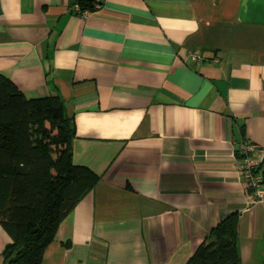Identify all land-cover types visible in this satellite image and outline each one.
<instances>
[{"label": "crops", "instance_id": "0c3cea01", "mask_svg": "<svg viewBox=\"0 0 264 264\" xmlns=\"http://www.w3.org/2000/svg\"><path fill=\"white\" fill-rule=\"evenodd\" d=\"M74 2L0 0V74L61 97L72 161L99 176L41 264H185L234 212L242 264H262L236 145L264 169V0H104L84 18ZM10 241L0 224V264Z\"/></svg>", "mask_w": 264, "mask_h": 264}, {"label": "trees", "instance_id": "16d2710c", "mask_svg": "<svg viewBox=\"0 0 264 264\" xmlns=\"http://www.w3.org/2000/svg\"><path fill=\"white\" fill-rule=\"evenodd\" d=\"M80 4L92 8L90 0ZM75 135L58 94L27 98L0 74V224L11 239L3 264H41L59 223L97 184L98 175L72 161ZM40 157L47 161L44 177ZM237 225V212L217 222L185 264H242Z\"/></svg>", "mask_w": 264, "mask_h": 264}, {"label": "built area", "instance_id": "2783aa9c", "mask_svg": "<svg viewBox=\"0 0 264 264\" xmlns=\"http://www.w3.org/2000/svg\"><path fill=\"white\" fill-rule=\"evenodd\" d=\"M81 0H75L73 11L81 18L89 15L92 11L100 9L104 0H90L92 8L81 10ZM196 57V56H194ZM239 151L244 153L246 157L239 159L238 171L242 176L243 185L252 189L250 194H247V199L250 203L260 202L264 205V178L262 170L258 165L256 158L252 157L255 150V144L250 142H240Z\"/></svg>", "mask_w": 264, "mask_h": 264}, {"label": "bare ground", "instance_id": "6f19581e", "mask_svg": "<svg viewBox=\"0 0 264 264\" xmlns=\"http://www.w3.org/2000/svg\"><path fill=\"white\" fill-rule=\"evenodd\" d=\"M40 158H44V157H40ZM40 158H39V159H40ZM39 159H38V161H39ZM43 177H44V176H43ZM94 187H95V186H94ZM2 264H3V263H2Z\"/></svg>", "mask_w": 264, "mask_h": 264}]
</instances>
